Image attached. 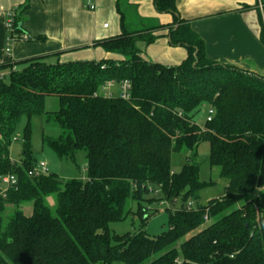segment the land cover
I'll list each match as a JSON object with an SVG mask.
<instances>
[{
  "label": "trees",
  "instance_id": "trees-1",
  "mask_svg": "<svg viewBox=\"0 0 264 264\" xmlns=\"http://www.w3.org/2000/svg\"><path fill=\"white\" fill-rule=\"evenodd\" d=\"M120 3L121 33L95 43L118 60L61 62L56 54L20 62L18 71L16 64L0 66V72L10 69L0 73V182L9 174L18 180L0 196V264H264V77L209 60L176 0H154L158 13L173 16L171 25L142 23L138 30L127 27ZM29 9L24 0L16 17L19 39ZM164 30L172 46L188 51L180 66L151 63L139 48ZM110 81L130 82L131 98L101 94ZM49 97L58 98V112H45ZM203 107L214 116L199 125ZM39 115L62 129L47 141L60 159L76 161L84 152L86 181L30 177L37 164L27 153L29 139L23 166L11 159L18 123ZM204 142L210 165L228 185L223 197L190 211L205 188L200 166L189 159L176 173L172 159L184 149L195 157ZM180 198L179 209H166L170 230L163 236L111 233V224L133 213L129 201L137 202L133 214L145 225L159 212L155 201L173 206ZM29 202L32 216L22 211ZM206 215L209 225L200 230Z\"/></svg>",
  "mask_w": 264,
  "mask_h": 264
},
{
  "label": "crops",
  "instance_id": "crops-1",
  "mask_svg": "<svg viewBox=\"0 0 264 264\" xmlns=\"http://www.w3.org/2000/svg\"><path fill=\"white\" fill-rule=\"evenodd\" d=\"M119 0H30L22 15L23 35L43 40H17L6 53L7 13L20 8L24 0H0V66L16 64L35 57L60 54L61 62L118 60L96 42L121 33ZM127 14V27L138 30L142 23L151 27L168 26L170 14H160L154 0H121ZM179 16L205 44L209 60L231 65L264 77V6L261 0H176ZM94 7V9H92ZM108 25V28H104ZM155 43H140L144 58L167 67L180 66L188 57L184 47L171 45L168 30ZM56 58V60L58 59ZM3 74H9L6 69ZM120 94L119 86L113 89Z\"/></svg>",
  "mask_w": 264,
  "mask_h": 264
},
{
  "label": "rangeland",
  "instance_id": "rangeland-1",
  "mask_svg": "<svg viewBox=\"0 0 264 264\" xmlns=\"http://www.w3.org/2000/svg\"><path fill=\"white\" fill-rule=\"evenodd\" d=\"M49 62L55 63L56 57H52ZM18 70H21L24 65L18 64ZM60 110V102L56 97H49L45 101V112L55 113ZM209 107H203L198 117L196 118L199 125H204L208 114ZM62 135V129L59 125L48 121L46 115L34 116L31 119L23 117L17 125L15 131V137L10 147L11 159L18 165L23 166V160L25 157L26 142L29 139L28 152L29 157L36 164L42 162L48 164L50 172L57 175L62 181L70 180H84L88 179V167L86 165L84 152H79L76 157V161H67L60 159L56 153L47 145L49 139H57ZM210 157V145L207 142L201 143L196 156L193 153L184 149L182 152L173 155L172 167L173 171L180 173L187 161L190 159L193 163L200 166V180L205 184V188L201 191L200 201L195 204V208L199 206H206L211 200L219 199L224 196L226 186L228 182L222 179L220 174V169L218 167H212L209 162ZM34 169V168H33ZM32 170V169H31ZM49 205L54 208L56 202L52 198L48 201ZM158 203V202H157ZM156 201L153 203V208L159 210L156 215H151L148 222L143 225L139 218L134 216L138 209L137 202L129 201L128 209L132 210L127 219L119 223H113L110 225V230L113 235L123 236L128 233L135 234L139 232H144L151 238H158L168 233L170 230L169 220L170 214L166 211L167 207L171 208L173 211L180 208L182 204V199H178L175 205H161L157 204ZM199 204V205H198ZM147 207H152L148 203H144ZM13 207H8L7 215H11L13 212ZM22 211L26 216H32L33 214V203H26ZM206 224L204 227L208 226ZM190 237V236H189ZM187 237L186 239H188ZM180 244L176 247L179 248ZM155 256L154 258H156ZM153 258V259H154Z\"/></svg>",
  "mask_w": 264,
  "mask_h": 264
},
{
  "label": "built area",
  "instance_id": "built-area-1",
  "mask_svg": "<svg viewBox=\"0 0 264 264\" xmlns=\"http://www.w3.org/2000/svg\"><path fill=\"white\" fill-rule=\"evenodd\" d=\"M94 9V7H92ZM16 17H17V11L11 10L7 13V23H6V30L8 32L7 37V48L6 53L8 55L11 54V46L14 44L17 40H23V41H29V37L26 35H22L19 39L18 35L15 33V28L17 26L16 24ZM104 28H108V25H105ZM117 86L116 82L110 81L107 82V84L102 88V93L104 96L112 98L115 97V93L113 89ZM120 97L122 99L128 100L131 98V84L128 81H124L120 84ZM214 116V109L209 110V114L207 117L208 121H211ZM50 169L48 167V164L42 162L40 164H37V166L32 169L29 172L30 177H41V176H47L49 175ZM17 176L16 175H6L1 178L0 182V196H5L8 191L13 189V187L17 184ZM155 195H159V192H155ZM161 205H167V203H162ZM188 210H195V204L193 202H190L187 207ZM205 221L210 222V218L208 215L205 216ZM178 264H181L178 262Z\"/></svg>",
  "mask_w": 264,
  "mask_h": 264
},
{
  "label": "water",
  "instance_id": "water-1",
  "mask_svg": "<svg viewBox=\"0 0 264 264\" xmlns=\"http://www.w3.org/2000/svg\"><path fill=\"white\" fill-rule=\"evenodd\" d=\"M171 38H169V41H170Z\"/></svg>",
  "mask_w": 264,
  "mask_h": 264
}]
</instances>
